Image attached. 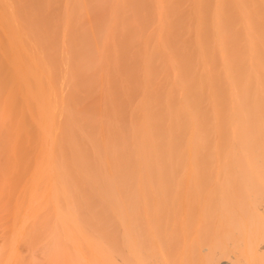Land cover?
<instances>
[{
  "label": "bare ground",
  "instance_id": "6f19581e",
  "mask_svg": "<svg viewBox=\"0 0 264 264\" xmlns=\"http://www.w3.org/2000/svg\"><path fill=\"white\" fill-rule=\"evenodd\" d=\"M0 264H264V0H0Z\"/></svg>",
  "mask_w": 264,
  "mask_h": 264
}]
</instances>
